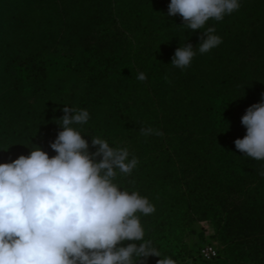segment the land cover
Returning <instances> with one entry per match:
<instances>
[{
	"label": "trees",
	"instance_id": "obj_1",
	"mask_svg": "<svg viewBox=\"0 0 264 264\" xmlns=\"http://www.w3.org/2000/svg\"><path fill=\"white\" fill-rule=\"evenodd\" d=\"M28 2L31 11L26 6L17 20L23 31L35 16L53 27L34 43L27 34L0 42V163L34 147L55 156L50 143L62 130L63 108L87 110L88 122L72 127L89 152L99 137L137 158L131 175L118 173L114 182L155 206L138 215L161 258L175 260L168 239L177 229L204 221L221 251L185 264H264V160L234 145L246 135V109L264 96V0H239L238 11L195 32L168 16L170 0ZM209 27L222 43L200 54ZM250 39L258 58L246 49ZM189 43L191 64L173 66L175 50ZM145 128L163 135L145 136ZM133 259L156 264L159 257Z\"/></svg>",
	"mask_w": 264,
	"mask_h": 264
},
{
	"label": "clouds",
	"instance_id": "obj_2",
	"mask_svg": "<svg viewBox=\"0 0 264 264\" xmlns=\"http://www.w3.org/2000/svg\"><path fill=\"white\" fill-rule=\"evenodd\" d=\"M239 8V0H170L167 14L179 15L183 27L195 32ZM214 32L212 27L203 32L200 54L222 43ZM195 55L186 44L175 50L171 64L185 69ZM138 79L144 81L145 74ZM63 113L62 130L50 143L55 156L34 147L28 156L0 163V264H134V257L176 264L144 240L138 214L151 215L155 206L114 182L118 173L131 175L137 158L129 159L127 149L113 148L99 137L91 138L96 151L89 152V143L72 127L86 124L88 111L64 107ZM241 124L246 135L234 141L235 148L264 160V96L246 109ZM141 132L163 135L152 128ZM125 241L132 243L123 246Z\"/></svg>",
	"mask_w": 264,
	"mask_h": 264
},
{
	"label": "rangeland",
	"instance_id": "obj_3",
	"mask_svg": "<svg viewBox=\"0 0 264 264\" xmlns=\"http://www.w3.org/2000/svg\"><path fill=\"white\" fill-rule=\"evenodd\" d=\"M26 6L28 12L31 11L29 9L31 7L28 0H0V42L3 41L6 44H14L19 36L27 34L30 39L28 40L34 43V40L39 37L37 35L44 33V28L51 29L53 27L51 21H49V24L45 22L46 19L38 20L39 22H37L35 16L33 20H27L25 25L27 31H23L22 26L18 25L17 20H19V18L23 19ZM40 9L44 8L38 7V14ZM36 12L37 11H35V14H37ZM41 14L49 15L47 8ZM41 42V40L37 41V43ZM48 44H50V42H48ZM247 45V51L255 53L258 44L255 43L254 40H251L250 44L247 43ZM250 57L251 59L253 58V56ZM255 57L258 58V54L255 53ZM213 233L214 228L209 222L204 221H195L183 230L177 229L174 232V236L168 239L169 247H174L175 249L174 253L176 258L174 261L176 264H185V262L190 261L191 258H195L197 262H199L200 259L202 260L200 252L205 247L211 246L216 249L217 253L220 252L221 249L219 245L213 241Z\"/></svg>",
	"mask_w": 264,
	"mask_h": 264
},
{
	"label": "built area",
	"instance_id": "obj_4",
	"mask_svg": "<svg viewBox=\"0 0 264 264\" xmlns=\"http://www.w3.org/2000/svg\"><path fill=\"white\" fill-rule=\"evenodd\" d=\"M200 256L203 261H211L217 256V252L214 247L209 246L201 250Z\"/></svg>",
	"mask_w": 264,
	"mask_h": 264
}]
</instances>
